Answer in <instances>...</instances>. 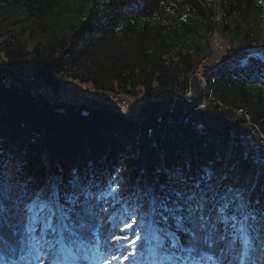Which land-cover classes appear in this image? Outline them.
<instances>
[{
	"label": "trees",
	"instance_id": "16d2710c",
	"mask_svg": "<svg viewBox=\"0 0 264 264\" xmlns=\"http://www.w3.org/2000/svg\"><path fill=\"white\" fill-rule=\"evenodd\" d=\"M215 35L230 46L201 80ZM262 56L261 0H0V62L34 63L53 88L70 78L147 99L134 120L96 101H41L0 70V170L22 169L36 187L73 170L103 184L123 168L135 184L162 166L210 167L227 183L254 184L264 203V168L251 160L264 143ZM99 203L102 246L87 264H152L143 241L132 243L142 233L131 205ZM251 264H264V251Z\"/></svg>",
	"mask_w": 264,
	"mask_h": 264
},
{
	"label": "snow or ice",
	"instance_id": "6c2138e0",
	"mask_svg": "<svg viewBox=\"0 0 264 264\" xmlns=\"http://www.w3.org/2000/svg\"><path fill=\"white\" fill-rule=\"evenodd\" d=\"M251 160L264 168V143ZM123 171L103 184L80 170L67 178L52 173L34 187L22 169L0 170V264H43L45 258L47 264H87L92 253L99 258L101 200L131 205L142 233L132 243L143 241L152 264H251L253 254L264 251V203L254 199V184L227 183V175L220 178L210 167L193 175L164 166L155 180L125 184ZM111 239L121 237L106 236L103 244Z\"/></svg>",
	"mask_w": 264,
	"mask_h": 264
},
{
	"label": "built area",
	"instance_id": "2783aa9c",
	"mask_svg": "<svg viewBox=\"0 0 264 264\" xmlns=\"http://www.w3.org/2000/svg\"><path fill=\"white\" fill-rule=\"evenodd\" d=\"M0 70L9 72L13 80L21 82L30 95L39 100L53 97L58 104H69L72 102L87 104L88 102L96 101L103 108L116 109L124 113L128 112L129 114L133 113L130 112L132 100L129 96L127 98L111 90H98L93 85L87 83H82L85 89H81L80 95L68 97L64 91L56 90L50 86L41 77L38 67H34V63H21L20 66H15L14 64L0 62Z\"/></svg>",
	"mask_w": 264,
	"mask_h": 264
},
{
	"label": "rangeland",
	"instance_id": "374dc122",
	"mask_svg": "<svg viewBox=\"0 0 264 264\" xmlns=\"http://www.w3.org/2000/svg\"><path fill=\"white\" fill-rule=\"evenodd\" d=\"M229 46H230L229 42L224 40L223 38H221L219 35H215L213 37V45H212L213 54L211 57L204 59V61L200 64V67L198 68V71L196 72V75L199 77V79L204 80L205 72L207 70H209L208 68L210 66H214L216 63L220 62L223 55H225L227 53ZM257 54H259L261 56V53H257ZM14 65L20 66L21 64H14ZM34 67H37V65L34 64ZM212 69H213V67H212ZM1 72H5V71L1 70ZM5 73H7V72H5ZM5 79L9 83L10 82L15 83L19 88H25V86H23L21 82H19L17 80L16 81L13 80V77L10 73H7ZM55 89L60 90V91H64L68 97H71V96L75 97L76 95L81 94V89H85V88H84V86H82V83H78L77 81H74V80L68 78V79H65L64 81L61 82V85L59 88H55ZM129 97H127V98H129ZM130 98L132 100L131 105H130V108H131L130 112H133V113H131V114H129L128 112H126V113H128L129 116H132L134 118V120L141 119L142 118L141 113H140L141 107L147 102V99L143 98L142 95L139 97H130ZM42 99L44 100L47 98H42ZM152 99H154V98H152ZM47 100H49L51 103L58 104L53 97H51ZM69 104L66 103L65 105H67V106L80 105V106L89 108V107H91L90 105L93 103L88 102L87 104H85L83 102H77V103L72 102Z\"/></svg>",
	"mask_w": 264,
	"mask_h": 264
},
{
	"label": "water",
	"instance_id": "95a60500",
	"mask_svg": "<svg viewBox=\"0 0 264 264\" xmlns=\"http://www.w3.org/2000/svg\"><path fill=\"white\" fill-rule=\"evenodd\" d=\"M42 101V100H41Z\"/></svg>",
	"mask_w": 264,
	"mask_h": 264
}]
</instances>
